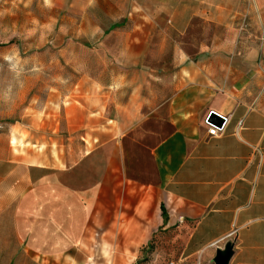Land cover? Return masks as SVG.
Masks as SVG:
<instances>
[{
    "label": "crops",
    "instance_id": "crops-1",
    "mask_svg": "<svg viewBox=\"0 0 264 264\" xmlns=\"http://www.w3.org/2000/svg\"><path fill=\"white\" fill-rule=\"evenodd\" d=\"M69 3L83 45L142 48L105 63L174 62L175 90L154 104L150 66L104 69L45 90L13 119L0 110L1 252L17 264H136L174 229L186 258L202 263L228 242L230 264H264V54L247 49L257 40L216 38L238 16L264 24V3L256 13L248 0ZM212 112L225 118L217 136Z\"/></svg>",
    "mask_w": 264,
    "mask_h": 264
},
{
    "label": "rangeland",
    "instance_id": "rangeland-1",
    "mask_svg": "<svg viewBox=\"0 0 264 264\" xmlns=\"http://www.w3.org/2000/svg\"><path fill=\"white\" fill-rule=\"evenodd\" d=\"M69 2L70 0H0V110H7L8 119L26 111L47 89H73L81 77L90 72H101L104 69L140 70L144 65L150 66L152 74V78L147 81L150 91L146 90V96L154 104H168L175 90L172 77L176 72V64L171 61L151 64L105 63L106 55H128L133 51L138 54L142 48L114 47L110 52L96 44L83 45L85 32L82 31L81 23L84 22L78 10L70 11ZM262 3L264 0H248V6L255 13ZM126 23L127 21L123 23L116 39L127 36ZM234 27V31L217 29V40H257L259 46L247 49L264 54V47L260 46L264 42L262 20L257 16L254 20L249 16H238ZM172 49L175 48H168V53L171 54ZM183 244L174 229L159 230L136 264H168L172 261L175 264H214L217 250L225 249L229 243L212 247L211 251L215 254L205 256L202 263L198 256H183ZM1 251L0 248V264L20 262L21 256Z\"/></svg>",
    "mask_w": 264,
    "mask_h": 264
},
{
    "label": "water",
    "instance_id": "water-1",
    "mask_svg": "<svg viewBox=\"0 0 264 264\" xmlns=\"http://www.w3.org/2000/svg\"><path fill=\"white\" fill-rule=\"evenodd\" d=\"M208 122L217 125L222 128L225 119L224 117L212 112L208 118ZM233 255V246L228 244L225 249H218L213 259L214 264H230L231 257Z\"/></svg>",
    "mask_w": 264,
    "mask_h": 264
},
{
    "label": "built area",
    "instance_id": "built-area-1",
    "mask_svg": "<svg viewBox=\"0 0 264 264\" xmlns=\"http://www.w3.org/2000/svg\"><path fill=\"white\" fill-rule=\"evenodd\" d=\"M207 124L209 126V131H208L209 134L211 136H217L219 134V131L221 130V128H219L217 125L209 123L208 120H207ZM168 264H175V263L172 261V262H169Z\"/></svg>",
    "mask_w": 264,
    "mask_h": 264
},
{
    "label": "trees",
    "instance_id": "trees-1",
    "mask_svg": "<svg viewBox=\"0 0 264 264\" xmlns=\"http://www.w3.org/2000/svg\"><path fill=\"white\" fill-rule=\"evenodd\" d=\"M168 221V218H167V215H166V212H165V216H164V222L166 224V222ZM144 252V249L142 250V253Z\"/></svg>",
    "mask_w": 264,
    "mask_h": 264
}]
</instances>
